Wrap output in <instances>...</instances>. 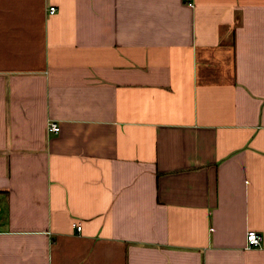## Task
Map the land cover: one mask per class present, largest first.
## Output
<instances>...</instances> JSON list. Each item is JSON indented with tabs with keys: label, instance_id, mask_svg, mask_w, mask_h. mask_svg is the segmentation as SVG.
I'll return each instance as SVG.
<instances>
[{
	"label": "crops",
	"instance_id": "obj_1",
	"mask_svg": "<svg viewBox=\"0 0 264 264\" xmlns=\"http://www.w3.org/2000/svg\"><path fill=\"white\" fill-rule=\"evenodd\" d=\"M193 2L0 0V264H264V0Z\"/></svg>",
	"mask_w": 264,
	"mask_h": 264
},
{
	"label": "built area",
	"instance_id": "obj_2",
	"mask_svg": "<svg viewBox=\"0 0 264 264\" xmlns=\"http://www.w3.org/2000/svg\"><path fill=\"white\" fill-rule=\"evenodd\" d=\"M187 3L191 6H194L193 0H186ZM50 13L54 14L57 12V8L55 6L50 7ZM48 130L50 132H59L60 131V125L58 122L50 121L48 124ZM78 230H82V226L78 224H74ZM263 235L255 230H248L246 234V248L252 249V248H258L262 247L263 245Z\"/></svg>",
	"mask_w": 264,
	"mask_h": 264
}]
</instances>
